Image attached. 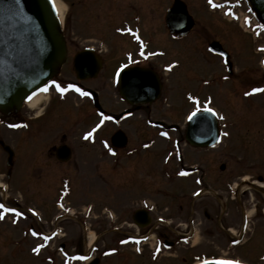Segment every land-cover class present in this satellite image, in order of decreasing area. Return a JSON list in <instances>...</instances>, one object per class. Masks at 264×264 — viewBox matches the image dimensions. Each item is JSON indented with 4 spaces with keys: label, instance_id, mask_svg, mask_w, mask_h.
<instances>
[{
    "label": "flooded vegetation",
    "instance_id": "obj_1",
    "mask_svg": "<svg viewBox=\"0 0 264 264\" xmlns=\"http://www.w3.org/2000/svg\"><path fill=\"white\" fill-rule=\"evenodd\" d=\"M169 1L172 3L163 7L164 0H55L61 15L68 55L60 76L53 81L62 87L75 84L90 95H81L75 89L61 93L51 81L43 95L48 100L46 107L41 109L44 112L35 113L38 107L35 109L24 106L10 116L0 115V144L4 142L9 145L14 153L10 177L19 161L18 149L8 144L10 140L13 142L16 137L17 142L23 141L27 148L33 150L36 146L30 142L35 139L33 137L39 131V123L47 130L58 125L65 126L66 132L59 136L57 143L49 150L52 164L62 170L58 181L60 184H54L50 189L52 185L50 180H55L57 173L53 170V173L49 172L52 176L42 180L43 185L41 183L38 185L42 187L40 191L47 193L46 197L56 198L54 205L59 213H52L51 229L48 231L44 229L43 225L46 224L44 220H36V223L29 225L32 238L41 240L48 237L50 244L61 240L59 248H62L60 256L63 260H69L72 256L77 258V252L67 251L68 244L71 243L70 237L75 235V230L78 231L75 236L78 240L76 242L88 245L91 240L90 230L93 225L90 221L93 218L95 204L91 201L87 206H81L84 211H77L81 208L77 207V203L80 202L82 194L76 191V181L82 182L84 189L82 193L86 198L84 202L96 200L95 197H91L92 181L99 175L101 160L109 162L111 171H114L118 167L121 168V164H125L124 161L130 163L136 158L157 154L156 163L159 162L158 157L161 158V162L158 164L156 187L154 184L141 182L135 189V199H132L134 190L127 191L128 215L131 218L128 226L132 231L125 233L128 241L140 243L142 246L140 255L149 249L147 252L149 259L157 260L168 254L173 259L184 262L191 259L196 261L221 259L264 263V171L248 175L241 170L238 161H228L227 153L220 151L222 146L228 144L227 141L219 140L212 148H198L183 139L166 141L167 146L160 148L155 147L154 133L160 130L168 132L173 128L172 125H165L163 121L162 124L161 122L147 124L142 126V130L137 134V140H132L130 134L123 128L129 118L118 121V117L130 108V105L118 97L116 92H112L120 68H151L158 73L162 84L164 83L166 69L169 66L162 61L167 54L164 49L169 45L176 47L174 42L181 39L168 27L167 14L175 3L179 4V9L173 12L174 29H181L188 22L187 18L182 16L181 2L192 15L185 1ZM213 2L224 8L232 5L229 0L227 2L213 0ZM150 4L156 6L151 12V17L154 16L155 19L149 17ZM206 4L209 5L208 0ZM193 20L194 26L184 38L196 34L202 35L201 30L197 29L194 16ZM122 29H132V31ZM137 36L139 40L136 39ZM117 50H120V55H117ZM112 52L116 56L109 61V54ZM78 53H86L88 56L81 59L79 62L81 69L77 72L74 58ZM109 62L112 65H109ZM95 67L97 73L93 75ZM106 70L109 76L103 86L110 84L112 92V100L107 96L108 103L103 99L101 88L96 86L102 76L106 75L104 73ZM64 71H67L69 78L62 76ZM71 97L82 102L80 105L76 104L74 112L68 108V100ZM122 104L124 107L119 112L112 110V107ZM141 109L142 106L131 107L132 116ZM101 113L111 119L104 120L91 138L84 139V133L91 131L103 119ZM107 123L111 124L113 130L109 133L108 139L101 142V132L108 125ZM13 124L18 127H12ZM120 130L127 136L124 146L121 142L111 140ZM6 134H8L7 143L2 138ZM109 147L112 152L109 151ZM102 149L105 151L103 156ZM188 153L199 156L196 157L197 160H192ZM215 154L218 156L213 159L211 156ZM151 160L154 163V159ZM9 171L10 168L7 174ZM182 171L187 174L180 175ZM41 173H44L43 167L34 168L27 174L19 171L16 180L24 185L29 183L31 188L33 186L37 189L34 181L42 178ZM175 181H187L190 189L187 191L184 189L182 193L175 184L172 188H166V182ZM31 191H34L36 196L40 192ZM141 194H151L150 197L156 202L143 198ZM172 195L176 197L174 204L165 206L166 198ZM69 197L71 200L67 203ZM114 216L112 214V217ZM95 219V222H98V219ZM69 220L75 222L77 226L75 230L69 229ZM115 220L113 223H116ZM96 228L103 231V226ZM121 228L120 225L113 228L111 226L104 231H116ZM33 232L38 235H32ZM96 234L94 232V235ZM233 240L237 243H233ZM78 249L79 247L75 248L76 251ZM95 250L94 246L92 255L87 260L99 259L95 255ZM48 258L51 264L55 263L54 255L52 257L49 255Z\"/></svg>",
    "mask_w": 264,
    "mask_h": 264
},
{
    "label": "rangeland",
    "instance_id": "obj_2",
    "mask_svg": "<svg viewBox=\"0 0 264 264\" xmlns=\"http://www.w3.org/2000/svg\"><path fill=\"white\" fill-rule=\"evenodd\" d=\"M183 1L189 5V11L194 16L197 29L201 30L202 35L196 34L186 39L182 38L174 42L176 47L170 45L165 47L164 50L167 54L162 61L167 63L176 61V68L165 75L161 98L135 112L134 116L124 124V131L130 134L128 135L132 140H137V134L142 130V126L148 123L164 121L166 125L176 124L179 129L176 131L169 130L167 136H162V134L160 136V132L154 133L155 147H165L167 146L166 141L170 142L184 138L187 117L197 106L201 110L205 106L211 107L216 113L220 114V125L223 132L222 141L228 142L226 146L220 148L222 149L220 151L227 153V160L238 161L241 164V170L248 173V175L264 171V91L245 95V92H251L253 87L264 88V35H262L263 28L259 26L262 21L253 10L249 0H238V2L237 0H229L234 11L241 14V17L246 18V20H250L248 24L247 21L242 23L239 20H232L228 16L224 17L222 11H210L206 0ZM171 3L169 0L168 2L164 0L163 7L169 6ZM154 5L150 4L149 6V17H151L153 7H156ZM151 18L155 19L154 16ZM257 33L260 34L258 37ZM166 40L169 39L166 38ZM212 41L219 42L231 55L234 67L233 78L228 76L225 78L227 74L222 58L212 54L208 49V44ZM117 55H120V50H117ZM114 56L116 54L110 53L109 61H112L111 59ZM109 65L112 64L109 62ZM104 73L106 75L102 76L96 86L101 88L103 99L108 103L107 96L112 100L111 94L112 92L117 93V90L113 89L111 92L110 84L103 86L108 81L109 76L107 70ZM62 76L69 78L67 71H64ZM189 94L197 97V101L189 99ZM68 101V108L71 112L76 111V104H82L74 97H71ZM206 101L209 103L205 104ZM47 102L48 100L42 101L35 113H39L42 108H45ZM122 107H124L123 104L117 105L112 107V110L119 112ZM107 124L101 132V142L106 138L108 139L109 133L113 130L111 124ZM68 125L71 126L69 123ZM38 130L33 137L35 139L30 142L36 146L33 150L27 148L23 141L17 142L18 138L16 137L13 142L10 140V143L7 140L8 137H6L8 134L2 137L6 143L8 142L11 146L17 147L19 161L13 170L12 177L7 178V154L0 146V184L3 186V189H0V198L1 190H3L4 202L10 208L19 205L18 207H20V211L24 212V216L17 217L15 214L7 212L5 218L0 220V264H50L48 262L49 255L56 257L54 264H63L62 262L82 264L81 262L62 259L59 251L61 240L55 244H49L30 236L29 225L31 223H36V220H44L46 223L43 225L45 226L44 229L48 231V229H51L52 213H59L54 205L56 198L46 197L47 193L40 191L42 187L38 185L40 183L43 185L42 180L50 178L52 175L49 172L53 173V170L57 173L55 180H50L52 183L50 189L54 184H60L58 181L62 170L52 164L53 160L49 158L51 156L49 150L57 143L56 140H59V136L66 132L64 125H58L55 128L50 127L47 130L40 123L38 124ZM225 132L228 133L227 136L224 135ZM104 153L105 151L102 149L101 155H105ZM187 155L192 160H197L199 156V154L193 153ZM155 156L157 157V154ZM155 156L149 154V156L141 159L136 158L130 163L124 161L125 164H121V168L118 167L114 171H111L109 162L101 160L99 175L96 180L92 181L93 192L91 197H95L96 200L84 202L86 198L82 193L84 192L82 182L80 180L76 181V191L82 194L77 207H85L91 201L95 204L93 218L90 221L93 225L90 235L93 238L88 245L83 242H76L78 241L75 239L78 232L75 230L77 226L75 222L69 220V229L75 230V235L70 237L71 243L68 244V252H77L78 255L86 257L91 255V250L95 246V255L102 259V264H196V260L191 259L184 262L173 259L168 254L158 260L149 259V254H147L149 249H146V252L140 255L142 252L140 243L130 242L126 236L125 232L132 231L131 227L128 226L131 218L128 215L127 191H129L128 189L134 190L132 199H135V189L139 187L141 182L143 184L148 183V185L149 183L154 184L156 187L158 184L156 180L157 169L161 158L158 157L159 162L156 163ZM217 156L218 154H215L211 157L216 159ZM151 158L154 159V163H152ZM38 167H43L44 173H41V179L33 180L37 185V189H34L33 186L31 188L29 183L27 185L18 183L16 175H19V171L27 174ZM13 175H15L14 178ZM174 184L176 188L181 189L182 193L184 189L186 191L190 189L187 181L166 182L165 186L169 189ZM29 188L40 192L36 196L34 191L29 190ZM177 193L180 192L177 191ZM141 195L143 198L155 201L150 197L151 194ZM166 199L165 206L174 204L176 197L172 195ZM70 200L69 197L67 203ZM29 208L34 212L36 210V215H33V212L28 210ZM84 210L83 207L77 209V211ZM112 214L117 219L115 216L112 217ZM95 218L98 219V222H95ZM14 219L16 220L15 223H13ZM113 220L116 223H113ZM119 225L122 227L121 229L104 231L107 227L112 226L113 228ZM96 226H103V231L97 229ZM94 232L97 234L94 235ZM40 244L44 246L39 253H34L32 249ZM76 247H79L77 251L75 250ZM113 249L115 251H112ZM246 262L257 264V261Z\"/></svg>",
    "mask_w": 264,
    "mask_h": 264
},
{
    "label": "water",
    "instance_id": "obj_3",
    "mask_svg": "<svg viewBox=\"0 0 264 264\" xmlns=\"http://www.w3.org/2000/svg\"><path fill=\"white\" fill-rule=\"evenodd\" d=\"M251 2L264 19V0ZM2 3L3 0H0V5ZM18 10L23 19H10V14L0 12V112L6 115L19 111L26 102L39 95L47 83L59 74L67 56L66 42L53 0H20ZM181 12L182 16L188 18L185 7ZM186 26L180 30L183 32L181 34H186L192 27L190 17ZM210 49L223 54L231 69L229 55L219 43H212ZM79 57L82 56L76 57V65ZM119 79L120 94L132 104L152 103L161 95L162 86L151 70L128 69L122 72ZM217 124L211 112L197 113L189 120L187 141L199 147L212 145L219 135ZM119 134L122 133L116 134L114 140H123ZM2 146L9 154L8 165L11 166L13 152L8 146Z\"/></svg>",
    "mask_w": 264,
    "mask_h": 264
},
{
    "label": "snow or ice",
    "instance_id": "obj_4",
    "mask_svg": "<svg viewBox=\"0 0 264 264\" xmlns=\"http://www.w3.org/2000/svg\"><path fill=\"white\" fill-rule=\"evenodd\" d=\"M208 2H209V4H212L213 7H218L219 6V5L214 4L213 0H208ZM225 2H227V0H225ZM237 2H238V0H237ZM19 3H20V0H3L2 5H0V12H4V13L10 14V16H9L10 19L13 18V17H20L21 19H23L22 15H21V12L18 10ZM260 27L264 28V25H260ZM122 30H126V31H129V32L132 31V29H122ZM136 39L139 40L140 39L139 36H137ZM141 43H143V42H141ZM168 67L171 68L172 65H169ZM205 83H207V81H205ZM52 84L55 85V87L61 93L67 92L69 89H75L81 95H90V93H85L81 88L77 87L75 84H69L67 87H62L56 81H52ZM44 90L45 91L47 90V86H45ZM261 91H264V88L253 87L251 89V92H245V95L247 96V95H251L252 93H257V92H261ZM29 99H31V97H29ZM189 99H191L193 101H197L198 98L195 97V96H192L191 94H189ZM207 103H209V102L206 101L205 104H207ZM200 110H201V108L199 106H197L196 109L190 113V115L188 116V119L189 120L193 119V117H195L197 112H199ZM203 110L207 111V112H211L214 115L216 114L215 110L212 109L211 107L205 106L203 108ZM100 115L103 117V119H101L100 122L94 128H92L91 131H88V132L84 133V139L91 138L93 136V133L104 123V120L111 119V117L104 116L103 113H101ZM12 127H18V125L13 124ZM164 135L167 136V133H164ZM224 135L227 136L228 133L225 132ZM105 146L108 147L107 144H105ZM109 151L112 152V149L110 147H109ZM113 155H115V152H113ZM186 174L187 173H185L183 171L180 173V175H186ZM0 209H3V211H0V220L5 218V213H7V212H11V213L15 214V216H17V217L24 216V212L23 211H19L16 208L6 207L3 203H0ZM15 222H16V220L14 219L13 223H15ZM32 235L35 236V235H38V233L33 232ZM44 239H45V241H47L48 237H44ZM130 239H132V238L130 237ZM145 239H146V237H145ZM233 243H237V241L233 240ZM43 246L44 245H37L36 247H34L32 249V251L34 253H39L40 249ZM137 250L139 251V249H137ZM112 251H115V249H113ZM157 251H159V249H157ZM79 259H86V257L81 256V257H79ZM219 264H241V261H239V260H223V261H220Z\"/></svg>",
    "mask_w": 264,
    "mask_h": 264
},
{
    "label": "bare ground",
    "instance_id": "obj_5",
    "mask_svg": "<svg viewBox=\"0 0 264 264\" xmlns=\"http://www.w3.org/2000/svg\"><path fill=\"white\" fill-rule=\"evenodd\" d=\"M62 9V8H61ZM43 100H46L43 95H39L37 96L36 98H34L29 104L28 106L31 107V108H37L39 106V104L43 101ZM1 185V184H0ZM93 237L91 236L90 239H92Z\"/></svg>",
    "mask_w": 264,
    "mask_h": 264
}]
</instances>
